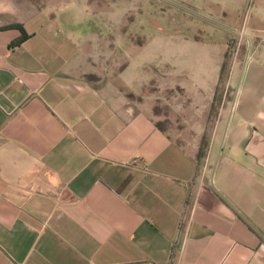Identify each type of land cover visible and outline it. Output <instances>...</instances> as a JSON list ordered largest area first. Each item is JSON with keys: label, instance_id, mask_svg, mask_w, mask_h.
Instances as JSON below:
<instances>
[{"label": "crops", "instance_id": "crops-1", "mask_svg": "<svg viewBox=\"0 0 264 264\" xmlns=\"http://www.w3.org/2000/svg\"><path fill=\"white\" fill-rule=\"evenodd\" d=\"M249 1L204 0L246 37L194 73L201 142L129 101L117 43L58 25L93 0H0V264H264V0Z\"/></svg>", "mask_w": 264, "mask_h": 264}, {"label": "rangeland", "instance_id": "rangeland-1", "mask_svg": "<svg viewBox=\"0 0 264 264\" xmlns=\"http://www.w3.org/2000/svg\"><path fill=\"white\" fill-rule=\"evenodd\" d=\"M93 2L94 5H87V14L72 10L67 18L58 21V25L72 39L83 42L94 30L99 32L96 39H101V43H117L118 48L112 52L120 63L117 84L129 101L148 107L172 137L205 141L206 132L190 130L192 105L205 108L207 102L206 97L199 103L192 100L191 90H197L196 86L201 83L196 85L191 80H196L195 72H205L207 63L213 59L210 45L238 46L245 42L246 36L239 30L230 31L226 21L218 15H215L216 20L207 14L204 0L197 3L191 0ZM249 2L251 10L253 0ZM70 9L74 6L69 5L67 10ZM103 54L105 58L106 52ZM161 62L182 63L177 76L182 83L174 82L166 64ZM128 64L130 67L126 68ZM106 70L104 80L110 77V68ZM87 77L98 78V75L87 73Z\"/></svg>", "mask_w": 264, "mask_h": 264}, {"label": "trees", "instance_id": "trees-1", "mask_svg": "<svg viewBox=\"0 0 264 264\" xmlns=\"http://www.w3.org/2000/svg\"><path fill=\"white\" fill-rule=\"evenodd\" d=\"M14 25H15V26H18V27L22 30V34L19 35L17 38H15V39L12 41V44L16 45V44L22 42L24 39L27 38V32H26V30H25L23 24H21V23H15Z\"/></svg>", "mask_w": 264, "mask_h": 264}]
</instances>
